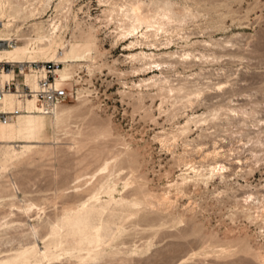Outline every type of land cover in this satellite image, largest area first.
<instances>
[{"label":"rangeland","instance_id":"1","mask_svg":"<svg viewBox=\"0 0 264 264\" xmlns=\"http://www.w3.org/2000/svg\"><path fill=\"white\" fill-rule=\"evenodd\" d=\"M141 1L148 14L168 6L176 17L162 33L161 44L156 49L145 46V50L194 56L190 64H177L165 72L171 82L190 81L175 104L158 93L141 103L131 97L127 87L157 71L148 72L151 68L134 71L136 64L132 66L126 58L123 43L113 45L115 23L105 26L94 21V17L102 16L105 7L97 0H72L69 5L52 0L41 15L44 21L54 18L67 23L61 34L66 40L73 31L77 34L75 22L82 29L89 22L94 23L97 54L92 61L76 59L71 78L63 83L67 97L61 105L69 114L54 129V138L46 143L36 137L20 139L32 141L37 147L47 144L53 152L36 155L30 163L12 166L3 179L8 187L5 198L0 200V258L33 243L35 238L29 235V224L37 226L36 245L43 250L46 242L48 251L54 253L40 263L4 264L263 262L264 0ZM32 22L20 23L18 34L28 33ZM166 38L170 39L168 45L164 44ZM197 87H206L210 93L207 92L206 102L199 105L194 101L189 106L188 97L192 100V91ZM206 105L222 107L223 112L221 117L209 116L208 125L207 122L203 125L206 132L193 124L186 135L175 131L185 115L200 113ZM231 108L245 111L244 116L237 111L240 115L226 118L225 112ZM105 126L110 135H98ZM77 139L81 140L77 143ZM212 148L218 149L217 152H212ZM215 160L229 168L225 172L229 177H225L226 181L216 174L209 175V166L215 165ZM190 166H195L204 177L198 175L195 180L197 174ZM181 172L183 176L189 173L190 178H185L188 182L180 179ZM12 182L18 186L16 191L10 185ZM25 204L30 206L27 212L22 206ZM67 211L68 222L78 212L81 216L67 224L66 232H51ZM89 211L91 215L87 217ZM77 219L88 233H95L98 227L95 242L88 245L85 239L76 238ZM52 235L58 238L63 235L64 250L50 241ZM78 240L83 242L80 244ZM258 256L263 258L261 263Z\"/></svg>","mask_w":264,"mask_h":264},{"label":"bare ground","instance_id":"2","mask_svg":"<svg viewBox=\"0 0 264 264\" xmlns=\"http://www.w3.org/2000/svg\"><path fill=\"white\" fill-rule=\"evenodd\" d=\"M51 2H52V0H35V1L34 0H0V38L9 37L12 33H16V36L18 37V39H17L18 42L16 44H13L8 48L0 49V60H6L7 62H15V63L31 62V61H37V62L55 61V62L59 63V67L56 70V74H57L56 82H57L58 86H63V83L67 80L69 81V79L71 78L72 69L74 67L73 65L75 64L76 59H81L82 61H89V60L92 61L95 59V55L97 54V42H96L97 41V35H96L97 28L95 27L94 23L89 22L88 26L85 29H82L81 26H79V23L75 22V24H76L75 29L77 31V34L75 31H73L71 34V37L66 40L61 34H62V31L64 30V28L67 26V23L63 22L64 23L63 24L60 20L55 21L54 18L47 19L45 21L41 19V15H43L45 13L47 7L51 4ZM61 2L62 3L64 2L66 5H69V4H71L72 0H58V4ZM97 2L100 5H103L105 7L101 10L102 16L94 17V21L97 22L96 20H98L99 25H105V26H107L111 22L115 23L114 24L115 28L113 29L114 34H115L114 39H113L114 40L113 45L117 46L119 43H123V50H125L127 52L126 58L129 59V62H131L132 66L134 64H136V66L135 65L133 66L134 71L136 73L139 71L144 72L150 68L152 70L150 69L151 71H148V72L157 71V73H154L153 75H151L149 77L140 78L137 82H132V84L127 87L131 91L130 92L127 91V92L130 93L131 97H134V99L136 98V101H138L140 103L143 102L144 98L149 97L150 99H152L154 94L158 93L160 95H163V97L170 98L171 100L170 99L169 100L171 102H173V100H174L173 103L175 104L178 101L177 99H179L178 95H180V93L187 88L186 85L188 83H190V81L184 80L182 82L180 80V82H178V83L171 82L173 80L168 78V76L165 75V72L166 71L168 72V70H171L177 64H181V65L190 64L192 62V59L194 58V56H192L190 53H184L181 55H177L176 52L154 53V52H147L145 50V46L146 47L147 46L154 47L156 49L159 46V44H161L160 42L162 40V38H161L162 33H165L167 31L166 26H168L172 22L176 21V17L172 13L171 9L168 6H163L158 11H156L155 13L148 14L147 12L144 11L143 3L141 0H97ZM56 6L57 5H55V7ZM89 14L87 15L88 18L91 17V15H89ZM36 19H38V20H36ZM28 21H33L31 23L32 28L30 27L31 30L28 28L29 29V31H27L28 33L22 34L20 32L18 34L19 29H20L19 24L20 23L22 24V23H25ZM43 22H45V23H43ZM165 40H166V42L164 43L165 45L170 44L169 38H166ZM158 58H159V60H158ZM61 64H62V66H60ZM133 68L131 70H133ZM131 70H129V72H132ZM135 72H134V74H135ZM137 75H139V74H137ZM11 76H13V73H6V72L0 73V79L1 80L9 79ZM177 81H179V79ZM22 83L28 84L32 89H36L37 88V77H35L34 74L24 73L22 80L17 82V84H16L17 87H20ZM124 84H126V83H124ZM124 84H123V87H124ZM125 86H127V85H125ZM218 86L219 85L217 84V88H218ZM224 87H222V88H224ZM219 88H221V87L219 86ZM208 90L209 89H207L206 87L195 88L192 91V93L194 94L192 100L190 97H188L189 99L187 101L189 103L186 101V104L188 103L189 106H191L190 104L191 103L193 104L194 101H196V102H199V105H201L200 102L205 101ZM212 91H214V90H212ZM122 92L124 93L125 91L122 90ZM208 93H210V92H208ZM122 96H124V94H122ZM156 97H157V95H155V98ZM128 98H130V96H128ZM159 98L162 99L161 96ZM167 99L165 98L163 100H167ZM163 100H160V102ZM175 100H177V101L175 102ZM153 101H154V99H153ZM153 101H151V102H153ZM134 102H135V100H134ZM144 102H145V100H144ZM136 104L139 105L137 102H136ZM186 104H185V106H187ZM160 105L158 104V107ZM183 105H184V103H183ZM211 105H214V104L211 103ZM176 106H178V104ZM180 106H181V104H180ZM143 107L146 108V106H143ZM174 107H175V105H174ZM174 107H172V108H174ZM14 108L19 109L18 114L13 119L9 120L8 122L0 123V193L1 194L3 193L2 194L3 196L0 194V200L5 198L4 195H5V192L7 191V187H8L7 186L8 184H6L3 179H5L7 177L6 173L9 171V169L12 166H17V165L23 164V163H30L32 158L36 155H40L43 153L45 154L46 152H50V153L53 152L52 147L49 145L47 146V144L44 147H37V146H34L32 143H30L32 141H21L20 139L21 138L29 139L32 137H36L40 142L46 143L49 138H51V139L54 138V136H53L54 129H56L62 125V120H64V116H66V114L69 112V110L65 106L61 105V103L56 104L51 109L45 110V108L41 107L38 103H36L34 98L21 99V98H16L13 92L5 93L4 96L0 99V110H11ZM139 108H141V106ZM160 108H161V106H160ZM180 108L182 109V107H180ZM221 108L222 107H219V106L210 108L206 105L205 110L200 112V113L192 112L191 114H187V115H185V116H187L185 118V120L182 121L183 123L178 125L175 131H177L180 135H183V134L186 135V133H189V131H191V125L193 124L196 127L198 125V127H200L201 131L206 132L203 125L206 124L209 116H211L212 118H215L216 116H220V114L223 113V112L222 113L220 112ZM175 109L176 108H174V110ZM177 109H179V107ZM171 110H173V109H171ZM237 111L238 110L231 108L227 112H225V113H227L225 117L228 118L227 116H229L232 118L233 116H238L240 114L244 116L245 111L244 112L242 111L243 113H241V112H239L240 111L239 110L238 112L240 114ZM170 112H171L172 116H175L174 113L176 112V110L174 113L169 110V114H170ZM176 113H178V112H176ZM179 113H180V111H179ZM172 116H170V117H172ZM221 116H223V114ZM212 118L210 120H212ZM219 118H217V120ZM231 118H228V119H231ZM209 123H210V121H209ZM207 125H208V122H207ZM109 132L111 133V131L108 130L107 126H105V127H102L101 129H99V133H97V134L102 135V136H104V135L107 136V134H109ZM177 132H175V133H177ZM175 133H173V135H178ZM169 134H170V132H169ZM171 135L172 134H170V136ZM203 135L205 136V134H203ZM168 136H166V138ZM162 138H165V137H162ZM159 139H161V138H159ZM167 139L169 140V138H167ZM80 140L77 139L76 140L77 143ZM174 141L175 140H173L172 142H174ZM22 142H26L28 144L25 143L22 145H18L19 143H22ZM15 143H18V144L15 145ZM81 143H83V142H81ZM117 143H119V141H117ZM74 144H76V143H74ZM124 144H125V142H124ZM124 144H121V146H124ZM212 146H215V145H212ZM123 149H124V147H123ZM200 149H201V146H200ZM217 150L218 149L215 150V148H214L212 150V152H217ZM118 151H119V149H118ZM122 151H124V150H122ZM119 152H121V151H119ZM212 155H214V154L212 153ZM220 158H221V156H220ZM229 160H227V164H228ZM216 162H215V165L213 164V165L209 166V168H210L209 169L210 170L209 175H210V173L212 176L214 174H216L220 179L224 178V180L226 181L225 177H227L228 175L226 176L225 172L227 171L228 167L223 163H219V161L217 163ZM190 164H191V161H190ZM186 167H187V165H186ZM194 167L195 166H190L191 170H193L197 174V175H194V176H196L195 177V180H196L198 175L200 177L201 172H199L200 174H198L197 169H195ZM198 170H200V169H198ZM228 170H229V168H228ZM189 171H190V169H189ZM183 173L181 174L182 178H180V179L181 180L183 179V181H184V179L187 178V176L189 177V173L186 174V172H185L186 176H183ZM233 173H235V172H233ZM234 175H236V174H234ZM202 177H204V175H201V178ZM192 178H194V177H192ZM227 178H229V177H227ZM203 179H205V178H203ZM186 181L188 182L189 180H186ZM181 183H183V182H181ZM10 185L12 186V188L15 191L18 189V186L15 182L10 183ZM176 186H177V184H176ZM177 189H179V188L177 187ZM168 193H170V192L168 191ZM248 193H250V192H248ZM168 197L169 196H167V198ZM248 198H249V195H248ZM254 198H255V196H254ZM254 198H253V200H254ZM165 199H166V197H165ZM162 200H164V199L162 198ZM251 200H252V198H251ZM166 201H167V199H166ZM245 205H247V204H245ZM22 206L26 212L29 210V207H30L29 204H25ZM249 206H250V204H249ZM87 208H86V210H87ZM245 208H246V206H245ZM81 210L83 211V210H85V208L82 207ZM244 211H245V209H244ZM68 214L69 213L67 211L65 213L64 217L62 218V220L60 221L59 225H57L55 227L53 226L51 228V232H53V233H57L59 231L66 232L67 231V228H66L67 224L70 223V225H71V222H73V220L75 219V217L77 215H80V212H78L76 216L75 215L73 216V214H72V216L74 218L71 220V222H70V220H69V222L67 220L66 216H68ZM89 214L91 215V212L87 213L86 216ZM249 215H250V213L248 214V216ZM83 216H85V214ZM248 219H250V218H248ZM77 220L79 221L80 219H77ZM77 220H76V222H77ZM84 223H86V222H84ZM6 224L8 225V223H6ZM6 224H3V226ZM81 224L82 223L80 221L77 223L76 233L78 235L76 238L79 237V239H81V240L85 239V242L87 241L88 245H90L91 243L96 241L95 237L96 236L98 237V235H99V232H98L99 230H97L98 227L96 229V232H95V229L91 230V231L94 230L93 232H95V233H88L89 231L87 230V232H86L85 231L86 228L81 227L82 226ZM79 225H81V226H79ZM84 227H85V225H84ZM95 228H96V226H95ZM28 229H29L30 237L35 238V240H36L39 237L37 226L34 224H29ZM70 231H72L71 233H73V229ZM69 234H70V232H69ZM61 236L63 237V235H61ZM65 236H67V235L65 234ZM62 237L58 238L57 236L52 235V238L50 239V241L54 242L55 246H59L61 248V250H64L65 248L62 245V243H63ZM35 240H33L32 244L29 243V245L26 244L27 246L19 248L11 256H9V257L6 256L2 259L0 258V264H4L6 262H11V261H19V262H23V263H25V262L40 263L41 260L50 259V257L53 255L52 253H54V252L48 251V243L44 242V249L42 250L40 247H38L36 245V243L34 242ZM31 241L32 240H30L29 242H31ZM78 242H79V240H78ZM81 242H83V241H80L79 243L81 244ZM241 244H240V246H241ZM238 247H239V244H238ZM248 248H250V247H248ZM222 249H223V247H222ZM255 253H254V255H255ZM259 256H261V254ZM259 256L257 258L260 259L259 261L261 263V259L263 260L264 255H262L263 258H260ZM263 262H264V260H263ZM16 264H18V263H16Z\"/></svg>","mask_w":264,"mask_h":264},{"label":"built area","instance_id":"3","mask_svg":"<svg viewBox=\"0 0 264 264\" xmlns=\"http://www.w3.org/2000/svg\"><path fill=\"white\" fill-rule=\"evenodd\" d=\"M16 35L0 38V49L8 48L18 42ZM59 63L53 61L45 62H7L0 60V73H13L9 79H0V99L7 92H13L16 98H34L36 103L45 110L51 109L56 104L62 103L67 97L65 86L57 85L56 70ZM24 73L34 74L37 77V88L32 89L28 84L22 83L17 87V82L21 81ZM19 112L18 108L11 110H0V123H6L13 119Z\"/></svg>","mask_w":264,"mask_h":264}]
</instances>
